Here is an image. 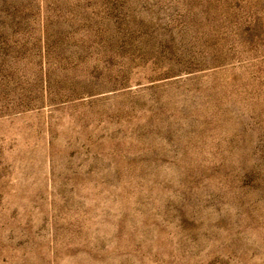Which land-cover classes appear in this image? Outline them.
Returning <instances> with one entry per match:
<instances>
[{
    "label": "rangeland",
    "instance_id": "374dc122",
    "mask_svg": "<svg viewBox=\"0 0 264 264\" xmlns=\"http://www.w3.org/2000/svg\"><path fill=\"white\" fill-rule=\"evenodd\" d=\"M0 264H264V0H0Z\"/></svg>",
    "mask_w": 264,
    "mask_h": 264
}]
</instances>
